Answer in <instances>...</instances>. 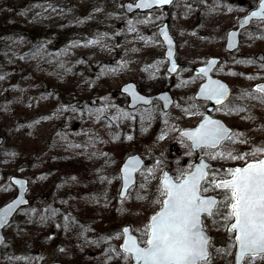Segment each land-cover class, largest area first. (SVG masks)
<instances>
[{
	"label": "rangeland",
	"instance_id": "rangeland-1",
	"mask_svg": "<svg viewBox=\"0 0 264 264\" xmlns=\"http://www.w3.org/2000/svg\"><path fill=\"white\" fill-rule=\"evenodd\" d=\"M124 1L0 0V65L7 58L13 65L0 74L4 77L0 80V135L4 137L0 146V204L17 191L9 181L10 175L26 176L30 181L29 204L4 229L0 264H48L52 260L119 264L108 259L106 249L109 244L118 248L122 239L105 241L120 232L123 224L138 229L154 211L150 203L136 198L143 194L139 173L131 195L121 203L119 166L130 153L143 156L145 168L153 167L162 156L161 167L175 175L177 168L187 169L195 158L207 159L200 150L189 156L188 142H180L178 132L171 129L194 126L202 118L192 114H203L207 105L193 97L203 77L195 75L192 67L210 55L222 57L214 73L232 88L225 106L216 107L212 114L249 141L229 147L245 152L264 143V104L242 97V93L254 92L257 82L264 81V61L256 58L264 52V23L254 21L243 30L235 51L224 47L227 29L234 27L237 17L257 0H175L167 7L131 14L124 11ZM7 17L24 21L27 34L2 33ZM164 20H168L177 40L181 66L174 75L166 69L165 46L158 34ZM129 21L136 31L129 30ZM76 25L80 26L72 30ZM96 39L99 44L84 46L85 41ZM65 67L71 74L62 72ZM130 80L146 93L170 90L175 98L172 108L164 111L160 103H153L129 109L128 97L120 86ZM182 81L191 82L184 85ZM81 103L88 110L81 109ZM97 109L102 113L97 114ZM119 112L135 118L113 119ZM162 132L165 139L157 140ZM129 135L132 140L127 139ZM172 144L180 152L172 150ZM79 152H86L90 162L100 156L103 167L86 170L58 165ZM211 162L214 167L235 163ZM100 177L112 182H101ZM155 183L152 181L153 186ZM53 210L62 218L72 217L68 230L57 228V221L40 219L52 215ZM83 213L88 216L86 220ZM103 213L106 216L100 218ZM42 233L43 238L55 233L65 241L42 242L38 239ZM211 234L216 248L225 246V232L212 230ZM31 238L35 239L34 247L26 244ZM60 248L65 251L60 252ZM229 259L216 257L213 264H228Z\"/></svg>",
	"mask_w": 264,
	"mask_h": 264
},
{
	"label": "snow or ice",
	"instance_id": "snow-or-ice-1",
	"mask_svg": "<svg viewBox=\"0 0 264 264\" xmlns=\"http://www.w3.org/2000/svg\"><path fill=\"white\" fill-rule=\"evenodd\" d=\"M172 3L173 0H139L136 7L150 9ZM48 7L53 12L57 11L51 5ZM128 7L131 8L132 5ZM253 18L264 23V0H260L258 10L252 12L245 23ZM128 23L129 30L136 31L132 21ZM159 35L168 46L166 54L171 62L169 71L175 72L177 64L172 59L173 40L164 28L160 29ZM234 36L235 32L229 34V48L233 47L231 37ZM99 43L98 39L87 40L84 46ZM217 63L215 59H211L206 62V67L199 69V73L208 77V80L200 86L198 95L224 107L229 95L228 87L208 76ZM2 79L4 77L0 76V80ZM190 82L182 81L184 85ZM123 91L144 104L152 103L137 96L131 84L126 85ZM242 97H250L264 104V84H258L252 93H242ZM160 99L165 101L167 107L168 97L162 96ZM192 108L195 109L196 106L193 104ZM182 111L188 112L189 109ZM96 112L101 114L102 109H97ZM192 114L202 116L197 127L183 130L173 127L171 130L179 133L180 142H188L186 146L189 156L199 149L205 153L207 159L202 156L198 163L189 165L187 169L177 168L176 174L170 175L168 170L161 167L162 156L155 160L153 167L145 168L141 158L133 155L129 156L120 169L119 179L122 186L118 194L121 203L128 199L136 185L133 174L139 173V188L143 194H137L136 198L150 203L154 211L138 229L123 226L120 232L107 238L105 242L122 239L118 248L109 244L106 249L109 260L115 259L119 264H213L214 258L219 257L231 258L228 264H264V143L249 151L240 152L229 145L248 144L249 141L242 133H235L220 120L203 116L202 113L194 111ZM119 118L135 117L127 112H119L113 117ZM148 118H152L150 112ZM165 123L168 121L165 120ZM127 139L132 140L133 137L129 135ZM163 139L165 134L162 132L157 140ZM102 155L107 158L106 153ZM209 161L235 163L232 166L218 163L214 167ZM154 180L156 183L153 186ZM105 181L109 184L112 182L106 177L101 179V182ZM13 182L21 187L25 184L24 180ZM26 203V200L19 199L0 208V228L8 223V216L17 205ZM32 211L36 212L35 209ZM55 214L53 210L52 215ZM45 219H51V216H41V220ZM63 219L64 224H57L56 227L63 226L68 230L72 217L66 215ZM212 230L227 234L228 240L224 247H215L210 235ZM134 232H138V235H134ZM59 251L64 252L65 249L60 248Z\"/></svg>",
	"mask_w": 264,
	"mask_h": 264
},
{
	"label": "water",
	"instance_id": "water-1",
	"mask_svg": "<svg viewBox=\"0 0 264 264\" xmlns=\"http://www.w3.org/2000/svg\"><path fill=\"white\" fill-rule=\"evenodd\" d=\"M173 1H174V0H173ZM137 3H139V0H135V1L127 0V1H125V2H124V9H125V11L128 12V13H132V12H134L135 10H139V11L148 10V9L137 8V7H136V4H137ZM259 4H260V0L258 1L257 5H256L254 8L250 9L248 12H246V13L240 15V16L237 18V26H236V27H232V28L228 29V31H227V35H226V44H225V47H226L227 50H229V51H233V50H235V49L239 46L241 30H242L243 28H245L246 26H248V25L252 22V20H254V19H256V18H253L252 20H249L247 23H245V20H246L247 17H249V16L251 15L252 12L258 10V8H259ZM128 5H132V7L129 8ZM153 7H156V6H153ZM153 7H152V8H153ZM150 9H151V8H150ZM161 28H164V29L168 32L169 36H170V37L172 38V40H173V57H172V59H174V60L176 61V64H177V70H176L175 72L169 71V68L171 67V62L169 61V58L167 57V54H166V53H167V47H168V46H167V43L164 42L163 37L160 35V37H161V39L163 40V43H164V45H165V51H164V54H165V56L168 58V61H169V64H168L167 69H168V71H169L171 74H174V73H176V72L178 71L179 66H180V62L177 60V55H176V53H177V52H176V51H177V48H176V40H175L174 36L171 34V32H170V28H169V26H168V21H165L162 25L159 26V28H158V32H160V29H161ZM232 32H235V33H236V36L231 37V42H232V44H233V47L229 48V46H228V44H229V39H230L229 34L232 33ZM257 58H258L260 61H263V60H264V53H263V52H260V53L257 55ZM211 59H215V60L219 63V61H220L221 58H220L219 56H216V55H211V56L207 59V61H208V60H211ZM207 61H206V62H207ZM206 62H204V63H202V64L194 65V67H193L194 73H195V74H200V73H199V69H200L201 67H206V66H207ZM218 63H217V64H218ZM216 66H217V65H216ZM216 66H215V67H216ZM215 67H214V68H215ZM214 68H213V70H214ZM213 70H212L211 72L208 73V76H210V77H211L212 79H214V80H219L221 83L225 84V85L228 87V89H229V95H230V92H231V86H230V84H229L225 79L220 78V77L214 75V74H213ZM201 75H202V74H201ZM202 76H203V75H202ZM203 77H204V80L199 84V86H198V88H197V90H196V92H195V94H194V97H195L196 99H199V100H205L203 97H200V96L198 95L200 86H201L202 84L207 83V80H208V77H205V76H203ZM128 84H131V85L133 86V88H134V90H135L137 96H142V97H144L145 99H147V100H149V101H152L155 97L160 98V97H162V96H167V97H168V104H167V107H165V101H164L163 99H160V100L162 101V105H163V108H164L165 110H168V109L171 107V105H172V103H173V101H174V98H173V96H172V94L170 93L169 90H162V91L156 93L155 95L147 94V93H145V92L140 91V90L137 88V83H136L135 81L130 80V81L126 82L125 84H123V85L120 87V90H121L122 92L126 93V94L129 96V101H128V106H129V107H134V106H136L137 104H139V103H143V102H142V101H137V100H135V99L133 98L132 95H130L128 92L123 91V88H124L126 85H128ZM258 84H264V82L257 83V84L255 85V87H256ZM229 95H228V96H229ZM215 105H216V104H215L214 101H210L209 105H207V107H206V113L204 114V116H207V117H209V118H211V119L220 120V121H221L226 127H228L229 129L233 130V128H232L231 126H229V125H228V124H227L222 118H220V117H215V116H213V115L211 114V111L213 110V108H214ZM201 120H202V119H201ZM201 120H200V121H201ZM200 121H199V122H200ZM198 124H199V123H198ZM198 124H197L195 127H197ZM195 127L182 128L181 130H183V129H192V128H195ZM2 141H3V137L0 136V144H1ZM171 148H172V149H175V150H177V151H180V149L176 146V144H172V145H171ZM197 150H198V149H197ZM133 155H134V156H139V157L141 158V160H142L143 162H145L144 159L141 157V155H140L139 153L129 154V155H127V156L124 158L123 162L121 163V165H120V167H119V172H120V169L123 167V164H124V163L127 161V159L129 158V156H133ZM198 162H199V160H197L195 163H198ZM169 174L172 175V174L170 173V171H169ZM133 179H134V181H136V173L133 174ZM14 180H24V181H25V184H24L23 187H21L19 184H15V183L13 182ZM10 181H11L14 185L17 186V189H18V190H17V193H16V195H15L14 197H12L10 200H8V201L5 202L3 205H1L0 208H4V207H6L7 204L12 203V201H14V200H19V199H24V200H26L27 203H28V198H27V195H26V194H27V191H28V189H29V180H28V178L25 177V176L12 175V176H10ZM121 186H122V181H121L120 189H121ZM120 189H119V190H120ZM27 203H26V204H27ZM23 205H25V204H19V205L16 206L15 210H14V211L8 216V223H9L10 219L12 218V216L14 215V213L19 209L20 206H23ZM8 223H7V224H8ZM123 226H130V225L125 224V225H123ZM123 226H122V227H123ZM2 229H3V227L0 228V245L3 243V241H4V239H5V236H4V233H3ZM133 234H134V233H133ZM134 235H135V234H134ZM48 264H63V263H62L61 261H51V262H49Z\"/></svg>",
	"mask_w": 264,
	"mask_h": 264
},
{
	"label": "trees",
	"instance_id": "trees-1",
	"mask_svg": "<svg viewBox=\"0 0 264 264\" xmlns=\"http://www.w3.org/2000/svg\"><path fill=\"white\" fill-rule=\"evenodd\" d=\"M254 4H251V5H249L247 8L249 9L250 7H252ZM17 16V15H16ZM80 25H76V26H73L71 29L72 30H77L78 29V27H79ZM27 26L25 27V24H24V21H22L21 19H19L18 17H15V18H13V19H10V18H6L5 20H4V22L2 23V33H11V34H17V32H20V34H25L27 31ZM70 29H68V28H63V31H69ZM82 30H87L86 28H83ZM27 34V33H26ZM1 38V37H0ZM9 58H7L6 59V61H3V62H1V65H0V68H2V69H0V74H2V72H7V70L8 69H11L12 67L11 66H13V65H11V62L10 61H7ZM67 70H68V68L67 67H65L64 69H62V72L63 73H65V74H71V71H69L68 73H67ZM69 99V98H68ZM66 101V100H65ZM64 101V102H65ZM69 101L68 102H66V105L67 106H69ZM82 105H83V108H81V109H84V110H88L87 109V107H86V104H84V103H81ZM80 109H78V111H79ZM85 112V111H84ZM67 156H68V152H64ZM73 156V154L72 155H69V157H68V160H66V161H60L61 163V165L58 163V165L61 167V166H65V167H72L73 169H75V168H78V167H80V168H87V167H89V168H92L93 170L94 169H96V168H102L103 166V164L101 163V160L103 159V158H101L100 156L99 157H97V158H93L92 160H91V162L89 161V159H88V155H87V153L86 152H79L78 153V156H76V157H72ZM66 158V157H65ZM74 158H77V161H73L74 160ZM63 160V159H62ZM97 166H100V167H97ZM86 170H88V169H86ZM83 171V170H82ZM104 175V174H103ZM101 179H102V177H100ZM89 179H86V181H88ZM99 180V179H98ZM81 182H84V178H82V181ZM69 199H70V197H69ZM109 207H110V205H109ZM106 209L108 208V207H105ZM105 209V210H106ZM111 211H114V210H111ZM111 211H106V212H111ZM86 213V212H85ZM51 216V219H47V220H53V221H57V222H59L60 224L61 223H63L64 222V219L62 218V215H59V214H55L54 216L53 215H50ZM104 216H106V214L105 213H103V214H101L100 215V218H103ZM82 219H84V220H86L85 219V217H88L86 214H84L83 213V215H82ZM41 219V218H40ZM49 228V227H48ZM49 232V231H48ZM43 235H44V233H42V234H39L38 235V239L40 240V241H49V242H53L54 244H55V241H65V240H61L62 239V237H57L56 235H55V233H52V234H50V236L48 235L46 238H43ZM26 244L27 245H29V246H35V239H30L29 241H27L26 240Z\"/></svg>",
	"mask_w": 264,
	"mask_h": 264
},
{
	"label": "flooded vegetation",
	"instance_id": "flooded-vegetation-1",
	"mask_svg": "<svg viewBox=\"0 0 264 264\" xmlns=\"http://www.w3.org/2000/svg\"><path fill=\"white\" fill-rule=\"evenodd\" d=\"M174 100H175V99H174ZM202 102L208 104V102H206V101H202ZM153 103H160V104H161L159 98H155ZM153 103H152V104H153ZM173 104H174V103H173ZM140 106H142V105H140ZM140 106H138V107H140ZM206 106H207V105H206ZM206 106H205V109H206ZM138 107H135V108H138ZM145 107H146V106H145ZM135 108H134V109H135ZM171 108H172V107H171ZM171 108H170V109H171ZM170 109H169V110H170ZM169 110H168V111H169ZM203 114H204V113H203ZM181 128H183V127H181ZM181 128H179V129H181ZM178 135H179V133H178ZM128 224L131 226L130 223H128ZM131 228H132V226H131ZM121 229H122V226H121ZM134 233H135L136 235H138L136 232H134ZM210 233H211V231H210ZM212 237H213V235H212Z\"/></svg>",
	"mask_w": 264,
	"mask_h": 264
}]
</instances>
